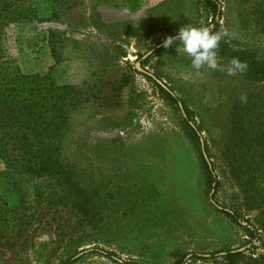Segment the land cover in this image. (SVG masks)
<instances>
[{
  "label": "rangeland",
  "instance_id": "rangeland-1",
  "mask_svg": "<svg viewBox=\"0 0 264 264\" xmlns=\"http://www.w3.org/2000/svg\"><path fill=\"white\" fill-rule=\"evenodd\" d=\"M218 2L219 23L234 34L226 41L264 58V0ZM32 3L47 20L15 33L14 56L24 73H49L58 84L79 87L68 136L79 139L83 157L76 163L94 189L96 214L86 217L69 201L38 196L33 187L40 179L0 167V196L9 212L33 214L31 225L0 221V264H58L89 247L130 264H171L181 253L240 245L242 231L215 205H235L250 219L259 201L264 205V83L227 75L221 58L220 68L198 76L176 51L178 43L153 52L180 27L209 20L201 1ZM47 29L64 36L57 59L46 45ZM136 63L172 90L206 139L214 170L224 175L213 196L197 148L182 130V110L161 97ZM78 257L72 264H116L94 252Z\"/></svg>",
  "mask_w": 264,
  "mask_h": 264
},
{
  "label": "trees",
  "instance_id": "trees-1",
  "mask_svg": "<svg viewBox=\"0 0 264 264\" xmlns=\"http://www.w3.org/2000/svg\"><path fill=\"white\" fill-rule=\"evenodd\" d=\"M200 1L209 12V20L197 27L206 26L218 31L222 28L218 0ZM52 14L57 17L56 12ZM45 20L39 17L32 0H0V167L33 180L40 179L41 182L33 187L36 195H45L48 199L54 197L61 205L69 201L86 217L92 218L96 214L92 198L94 189L85 184L83 170L76 163L83 157V151L79 139L68 136L70 111L81 103L82 93H79L78 86L56 83L49 73H24L13 52L15 33L26 25ZM136 30L138 28L132 32ZM45 39L51 56L57 59V50L64 47L62 32L47 29ZM162 45L154 48L153 52L161 50ZM233 57L247 63V71L238 73L240 76L264 83V58L257 57L247 48L232 47L225 37L220 42L218 58L228 63ZM143 75L154 83L162 98L182 110V130L197 148L204 184L213 196L221 187L224 175L223 171L217 173L214 170L206 139L202 138V147L207 161L199 147L200 130L190 120V113L183 102L169 87L166 90L149 75ZM256 207L257 212L250 219L235 205L215 206L216 211L242 231L244 238L241 244L208 252L181 253L171 264H187L196 260H209L213 264H264V205L259 201ZM32 217L33 214L25 212L18 215L10 213L0 196L1 222L26 226L31 225ZM2 237L6 239L7 236L4 234ZM80 252H94L116 264H130L115 259L111 251L99 247H89ZM76 254L68 255L58 264H72L79 258Z\"/></svg>",
  "mask_w": 264,
  "mask_h": 264
},
{
  "label": "clouds",
  "instance_id": "clouds-1",
  "mask_svg": "<svg viewBox=\"0 0 264 264\" xmlns=\"http://www.w3.org/2000/svg\"><path fill=\"white\" fill-rule=\"evenodd\" d=\"M234 34L230 33L227 28H220L218 31H213L206 26H193L190 24L179 28L175 36H168L163 40L165 49L171 47L174 43L176 51H182L190 59L193 69L196 70V75H203L201 69L215 71L220 68L218 63V49L220 42L225 37H231ZM247 63L241 61L238 57H233L229 60L226 68V74L229 76L247 71ZM223 70V69H222ZM242 103L247 102L246 94L242 93L239 96Z\"/></svg>",
  "mask_w": 264,
  "mask_h": 264
},
{
  "label": "water",
  "instance_id": "water-1",
  "mask_svg": "<svg viewBox=\"0 0 264 264\" xmlns=\"http://www.w3.org/2000/svg\"><path fill=\"white\" fill-rule=\"evenodd\" d=\"M163 44V42H160L159 44H157L155 47H158V46H160V45H162ZM151 51V49L150 50H148L146 53H144L142 56H141V58H143L144 56H146L149 52ZM135 67H136V69L138 70V71H140V72H142L143 74H146V75H149L157 84H159L161 87H163L164 89H166V90H168L167 89V87L160 81V80H158V79H156L153 75H151L150 73H148V72H146V71H144L143 69H141L139 66H138V64L136 63L135 64ZM178 106L180 107V104H178ZM199 147H200V151H201V155H202V157H203V159H205V161H207V157H206V154H205V152L203 151V147H202V138L201 137H199ZM209 195H210V193H209ZM210 202L213 204V205H215L214 204V202L212 201V200H210ZM216 207H219V206H217V205H215ZM240 249H242V248H239V250ZM82 252H78L76 255H79V254H81Z\"/></svg>",
  "mask_w": 264,
  "mask_h": 264
}]
</instances>
